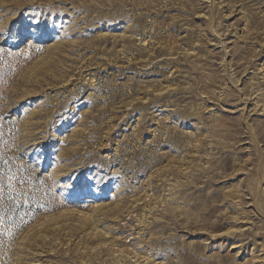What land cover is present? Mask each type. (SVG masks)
I'll list each match as a JSON object with an SVG mask.
<instances>
[{"label":"rangeland","instance_id":"374dc122","mask_svg":"<svg viewBox=\"0 0 264 264\" xmlns=\"http://www.w3.org/2000/svg\"><path fill=\"white\" fill-rule=\"evenodd\" d=\"M0 264H264V0H0Z\"/></svg>","mask_w":264,"mask_h":264},{"label":"snow or ice","instance_id":"6c2138e0","mask_svg":"<svg viewBox=\"0 0 264 264\" xmlns=\"http://www.w3.org/2000/svg\"><path fill=\"white\" fill-rule=\"evenodd\" d=\"M37 24H39V22H37ZM47 37V30L46 28H42V27H37L36 32L33 34L31 32H29V34L27 36H17V40H23V42L25 44H28L29 42H36V43H40L43 40H45Z\"/></svg>","mask_w":264,"mask_h":264}]
</instances>
